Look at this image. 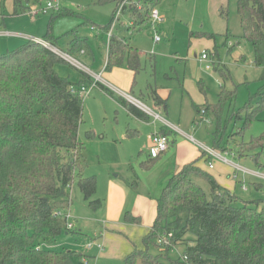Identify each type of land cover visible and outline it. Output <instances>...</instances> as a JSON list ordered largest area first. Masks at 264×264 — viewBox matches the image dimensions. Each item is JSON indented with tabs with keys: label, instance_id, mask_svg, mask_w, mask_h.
Segmentation results:
<instances>
[{
	"label": "rangeland",
	"instance_id": "rangeland-1",
	"mask_svg": "<svg viewBox=\"0 0 264 264\" xmlns=\"http://www.w3.org/2000/svg\"><path fill=\"white\" fill-rule=\"evenodd\" d=\"M27 1L29 9L17 8L19 14L15 15V0H0V41L14 43L10 48L16 49L28 44L31 37L45 38L51 26L58 47L48 43V48L54 52L55 49L62 51L63 54L59 51L56 53L64 59H68L65 55L67 53L88 69L86 71L68 59L66 61L69 64L56 68L60 75L70 76L74 81H82L85 74L93 79L96 75L100 76L104 80H99L100 83H108L113 88L104 85L116 97H123L129 95V91L117 82L123 83L124 76L115 80L104 75L108 36L110 33L115 34L148 55L142 58L143 69L136 75V93L147 94L150 92L149 86H152L168 103L165 111L143 100V104L151 111V117L148 122H141L131 117L113 96L100 88L93 90L83 100L79 141L84 143L85 152L80 162L83 164L85 177L97 178V193L92 200L101 199L105 202L111 180L128 187L127 207L131 212L135 202L136 205L137 202L139 204L137 210H145V203L140 198H157L162 195L169 184L165 183L166 176H162L167 171L168 163L161 156L152 162L148 156L152 135L162 127L157 115L176 122L183 132L177 133L178 141L171 144L169 152L178 153L196 141L213 149L215 139L227 138L235 122L238 123L236 127L242 129V134L241 137H230L227 147L239 144L240 141L248 144L253 139H261L263 143L264 111L256 113L247 125L246 113L243 114L242 121L230 118L233 113L245 112L246 106L256 105L257 99L252 100V97L263 85L260 80L262 71L254 66L252 45L242 38L237 0H164L156 8L165 19L160 24H149L141 32L134 34L129 29L131 17L123 15V11L112 22L115 3L100 5L99 0ZM49 1H54L62 12L40 13ZM23 4H26V0ZM221 7L226 10L224 15ZM109 25L112 27L110 33L102 31L101 28ZM228 29L233 36L230 40L236 43L233 48L231 42L225 44ZM204 33L214 35L215 38L193 36ZM156 36L160 37V41H155ZM77 37L85 41L83 54L69 52ZM204 51L210 55L207 61L200 58ZM149 56H154L155 62ZM207 65L213 69L207 70ZM222 91L226 95L223 101L220 98ZM230 94L233 95L232 99ZM194 104L204 108L220 105V113L210 110L209 118L205 116L208 120H202ZM88 132L93 135L90 139ZM194 146L202 151L197 144ZM253 154L254 157L247 156L242 160L230 159L251 172L233 166L235 169L230 175L234 178L229 182L238 197L248 202L259 201V209L264 210V148L256 149ZM214 164L210 168L204 158L198 161L202 171L215 177L222 162L215 160ZM78 175L76 173L70 190L71 206L68 210L75 233L59 236L52 245L53 250L77 253L75 264H124V258L119 255L120 250L125 244H129L131 249L135 246L143 249V238L150 231L154 219L151 225H148L150 219H141L139 226L126 224L123 219L108 220L106 206L98 211L89 207L78 187ZM194 179L205 192H210L208 182L199 177ZM135 181L136 188L133 186ZM241 184H245L247 190L241 189ZM260 185L262 187L258 189ZM150 208L149 214L153 215ZM114 222L120 224V228H113L112 234L115 236L108 237L106 229L110 228L109 223ZM103 235L106 237L103 238ZM100 243L104 244V249L98 247ZM176 251L182 253V248L176 245ZM178 253L174 252L173 256L178 257ZM136 264L143 263L139 260Z\"/></svg>",
	"mask_w": 264,
	"mask_h": 264
},
{
	"label": "trees",
	"instance_id": "trees-1",
	"mask_svg": "<svg viewBox=\"0 0 264 264\" xmlns=\"http://www.w3.org/2000/svg\"><path fill=\"white\" fill-rule=\"evenodd\" d=\"M24 1L15 0V15L19 14L17 8L29 9V2L23 4ZM123 1L99 0L98 3H115L114 22ZM163 1L130 0L123 15H130L133 34L153 24L152 10ZM138 2L143 4L142 9L138 8ZM225 11L221 8L222 15ZM56 12L60 14L62 10ZM237 12L242 38L252 45L254 66L261 69L263 82L252 97L257 99V104L246 106L245 112L230 117L242 121L246 113L247 125L256 113L264 111V0H237ZM111 28L109 25L101 29L108 33ZM193 36L215 38L207 33ZM232 37L226 34L225 44ZM44 41L58 47L51 26ZM84 42L77 37L69 52L85 51ZM65 64H69L66 59L32 40L0 53V264H75L77 253L53 250L52 245L59 236L75 233L74 229H68L67 220L56 213L69 210L76 173H79L78 187L89 207L98 211L103 205L100 199L92 200L97 193L96 176L83 175L80 158L85 147L79 141V128L84 99L71 92L72 87L90 85L93 80L88 74L82 81L60 75L56 68ZM124 65L136 76L143 69L141 52L124 38L112 34L105 70ZM97 86L114 96L103 84L97 82ZM225 96L222 91L221 101ZM153 97L157 105L167 107L156 92ZM114 98L138 118H145L133 105ZM194 107L202 120H208L210 110L220 113V105L204 108L194 104ZM237 125L235 122L227 138L215 139L213 150L226 156L233 154L239 160L254 157L256 149L264 148V140L262 143L261 139H253L248 144L240 141L227 147L230 137H241L242 129ZM92 136L88 132V138ZM203 158L209 167L216 160L203 151L171 179L156 200V218L143 238V249L135 246L124 264H136L139 260L143 264H264V210L259 209V201H244L223 188L213 175L198 166ZM194 177L208 182L210 192H205ZM133 186L137 187L136 181ZM123 220L141 224V218L131 212H125ZM163 236L170 239V245L158 242ZM176 245L182 248V253L177 251L178 257L173 256Z\"/></svg>",
	"mask_w": 264,
	"mask_h": 264
},
{
	"label": "crops",
	"instance_id": "crops-1",
	"mask_svg": "<svg viewBox=\"0 0 264 264\" xmlns=\"http://www.w3.org/2000/svg\"><path fill=\"white\" fill-rule=\"evenodd\" d=\"M221 8H224V7H221ZM131 25H132V23H130L129 29H130ZM229 33L230 32H229V29H228L226 34L229 35ZM230 35H232V34L230 33ZM32 38H34V37H31V39ZM35 39L44 40V38H36V37H35ZM230 39L228 41L233 44L231 46V48H233V47H235L236 43L231 41ZM130 44L132 45V43H130ZM10 45H14V43H8V42L6 43V41L5 42L4 41H0V53L1 54H5V53H7L9 51L14 50V49L10 48ZM132 47H134V46L132 45ZM57 51H59L61 54H63L62 51H60L58 49H57ZM140 52H141V61H142V58L145 57L147 54L144 53L141 50H140ZM81 53L83 54L84 51H82ZM65 55L68 56V54H66V53H65ZM149 58H151L152 62H155V57L154 56H152V57L149 56ZM106 63H107V55H106ZM106 63H105V69H106ZM104 75L106 77H108V78H114L115 80H117V78H119L121 75L124 76L125 79H124L123 83H119V82H117V83L120 84L126 91H129V95H124L123 97H119V98L125 100L126 102H128L129 104L133 105L135 108L140 110L142 113H144L145 114V118H138L133 113L129 112L126 109L125 106H123L119 102L118 103L126 110V112L131 117H133L137 121L148 122L149 121V117H151V111H150V109L147 106H145L143 104V102H142L143 100H146L147 102L151 103L153 106H155V108H158L159 110H161L163 108L165 111H167V109H168L167 101L162 99L161 96L158 94L157 90L153 89L152 86H149L150 92H148L147 94H145V93L137 94L136 93V91L134 90L135 89L134 86H135V83H136V76H135L134 72L132 70H130L126 65H124L122 67H116V68H114L111 71H106L105 70ZM99 77L100 76L96 75L94 79L92 78L93 82H99ZM100 80H103V79L100 77ZM104 84L109 86V87H111V85H108V83L104 82ZM86 85H88V84H86ZM109 87H106V88L110 89ZM96 88H98V86H96ZM96 88H94V90ZM111 88H113V87H111ZM153 92H156L157 95L163 101H166V104H167L166 108H164L162 105H157V103H156V101H155V99L153 97ZM113 95H114V93H113ZM119 95H121V94H119ZM113 97H116V96L114 95ZM198 106H200V105H198ZM148 111H150V113ZM156 118L160 119L161 122H162V125H161L162 127L160 128V130L157 133H161V134L164 133L165 135H167L169 137V139H170V146H171V144L176 143L178 141L177 133H179V132L183 133L182 130L180 129V126L176 122H172L170 120H167L166 118H164L162 116H158L157 115ZM128 131H131V129H128ZM157 133L155 132V133H153V135L157 134ZM187 136L190 137L191 140L196 141L193 137H191L189 135H187ZM127 137H130V136H127ZM194 144H197L201 148L202 151H200L198 149V147L194 146ZM194 144L193 145L188 144L186 147H184V149L180 150L178 153H175V151L169 152L170 150L168 149V151L166 153H164V155H161V157H163L164 161H166L168 163L167 171L162 175L164 177L166 176L165 183L166 182L167 183L170 182L171 179L176 174H178L179 171L186 164L191 163L192 161L197 159L202 154V152L204 151L203 147H208L207 144H204V143H201V142H198V141H196ZM148 154H149V150H148ZM222 156L226 157L228 159V161L224 162L221 159H216V162L217 161H221L222 164H220L221 167L219 168V171L215 174V177H216L217 182L220 183V185L223 188H225V189L229 190L230 192L234 193L232 191V183L229 182L230 179L232 180V178H234V177L231 176L230 173H232V171L236 167L242 168L245 172H249L250 170L248 168H245V167H243V166H241V165H239L237 163H234L232 160H230V159H235L236 160V157L233 154L231 156H226V155H222ZM149 159L152 162H155V161H153L155 159L152 160L150 158V156H149ZM233 166H235V168ZM225 175L228 176V177H226ZM243 186H245V184H241L240 188L243 189L242 188ZM236 188H237V186H236ZM246 190H247V188H246ZM128 192H129V189H128V187L125 184H122V183H120L119 181H116V180H111L110 181V188H109L108 195L105 198V202L102 201L103 205L101 207V209H103L106 206V212H107L106 213V217H107L108 220L113 221V219H115V220L123 219L125 212H131L130 209L127 207ZM158 198H160V196H158L157 198H151V197H147V196L144 197V198H140L145 203L144 205H145L146 208H145L144 211L140 212L139 210H137L138 207H139V204L137 202V205H136V202H135L133 204L132 208H131L132 212L134 213L133 214L131 212L132 215L140 217L141 219H150L148 225H151V223L153 222V219H155V207H156V200ZM150 205H151V208H150ZM149 208H150V210H152L154 212L153 215L149 214V210H148ZM126 224H129V223H126ZM130 225H134V224H130ZM135 226H139V225H135ZM108 227H110V228L106 229L107 230L106 235L108 237H113V236H115V234H112V233H114V229H119L120 228V224H118L116 222L109 223ZM132 230H134V229H132ZM105 237L106 236L103 235V238H105ZM131 250H133V249H131L129 244H125L123 249L120 250V253H119L120 257H123L125 259L126 256L131 252Z\"/></svg>",
	"mask_w": 264,
	"mask_h": 264
},
{
	"label": "built area",
	"instance_id": "built-area-1",
	"mask_svg": "<svg viewBox=\"0 0 264 264\" xmlns=\"http://www.w3.org/2000/svg\"><path fill=\"white\" fill-rule=\"evenodd\" d=\"M130 4H131L130 0H127L126 3H122L119 6V8H118V10L116 12V15H115V21H116V19L119 18L120 15H122V11L125 8V6L126 5L128 6ZM136 4L138 5L139 9L143 8V4L141 2H138ZM57 10H58V5L54 1H49L47 3L46 7L42 8L39 12L42 13V14H49L51 11H57ZM151 17H152V23L153 24H160L165 19L164 16L161 14V12L157 8H154L152 10ZM111 36H112V33H110V35L108 36V40L109 41H110ZM31 40L35 41V42H38V43H41V44H43V45H45L47 47L49 46L48 43L46 41H44V40H38V39H35V38H32ZM155 41H160V37L156 36L155 37ZM55 51L58 52L57 49H55ZM209 56H210L209 53L207 51H204L201 54L200 58H201L202 61H207L209 59ZM68 59H69V62H71V61L75 62V64L71 62L72 64H74V65H76L78 67L84 68L83 65H81L78 62H76L70 56L68 57ZM68 59H66V60L68 61ZM84 69H86V68H84ZM206 69L207 70H212L213 68H212V66L207 65ZM86 71H88V70L86 69ZM99 80H100V77H99ZM96 86H97V82H92L90 85L82 84L79 88L72 87L71 92L73 94H79L83 99H85L86 97L89 96L91 91L94 90V88H96ZM148 112L150 113V111H148ZM169 147H170V139H169V137L167 135L161 134V133L154 134L152 136V138H151V145L149 147V156H150V158L152 160L153 159H158L161 155H163L164 153H166L168 151ZM203 149H204V151H206L207 153H209L210 155L215 157V159H221L224 162L228 161V159L226 157H223L221 154L217 153L213 149H210L208 147H203ZM210 167L213 168V164H211ZM242 188L244 190H246L245 186H243ZM56 216L63 217V218H65V220H67L68 229L73 230L75 228L74 224L71 222L72 217L69 214L68 210H66V211H58L56 213ZM158 242L170 245V239L166 238L164 236L161 237ZM90 246H91V244H90ZM98 247L100 249H104L105 248L103 243L98 244ZM174 251H176V250L174 249Z\"/></svg>",
	"mask_w": 264,
	"mask_h": 264
},
{
	"label": "water",
	"instance_id": "water-1",
	"mask_svg": "<svg viewBox=\"0 0 264 264\" xmlns=\"http://www.w3.org/2000/svg\"><path fill=\"white\" fill-rule=\"evenodd\" d=\"M56 53V52H55Z\"/></svg>",
	"mask_w": 264,
	"mask_h": 264
}]
</instances>
